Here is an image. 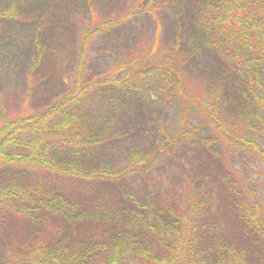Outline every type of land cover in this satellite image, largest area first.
Masks as SVG:
<instances>
[{"label": "trees", "instance_id": "1", "mask_svg": "<svg viewBox=\"0 0 264 264\" xmlns=\"http://www.w3.org/2000/svg\"><path fill=\"white\" fill-rule=\"evenodd\" d=\"M76 7L93 12L77 0L0 8V50L31 31L32 70L57 68L52 45L65 29L74 71L45 106L0 114V228L11 239L2 238L0 264H264V200L237 189L217 149L246 148L264 165V151L247 137L264 132V0H130L117 16L81 28L70 17ZM137 17L155 25L148 48L88 74L94 38H125ZM188 75L200 77L199 99L182 90ZM154 78L179 94L170 133L146 111ZM190 116L218 135L199 136ZM131 137L135 146L122 150ZM189 144L211 167L201 163L178 199L130 183L169 147ZM224 222L227 232L218 231Z\"/></svg>", "mask_w": 264, "mask_h": 264}, {"label": "rangeland", "instance_id": "2", "mask_svg": "<svg viewBox=\"0 0 264 264\" xmlns=\"http://www.w3.org/2000/svg\"><path fill=\"white\" fill-rule=\"evenodd\" d=\"M8 1L0 0V8ZM77 1L80 5L84 4L87 6L88 4L89 6L90 4L93 11L91 12L89 7L88 9L87 7L83 9L76 7L75 11L70 14L77 28H81L92 23L102 22L110 16H117L122 12L124 5L130 0H125L121 7L117 4L118 0H115L117 3L109 0ZM154 27V23L149 24L146 18L137 17V19L134 18L132 20V24L129 27L130 33L127 34L126 32L127 36L124 33L125 38L119 37L121 39L113 41L110 45H105L104 41L108 40V38L104 34L103 37L102 34L101 36L98 35L94 38L88 49V67L86 68V72L93 77L101 76L109 72L116 65L130 60L138 51L146 50L152 41ZM61 30L64 32L61 34L62 36L56 42H52V47L56 48L54 49L56 52L53 53L61 54L57 68L54 66L57 63L44 62L32 70L31 31L27 33L20 30V34L14 36L13 40L0 50V114L6 111L15 116L22 107H26L30 112H33L56 99L57 95L61 94L72 83L74 71L73 68L69 67L70 59L68 57L70 56L69 49L73 47V44L70 42L71 34L65 31V29ZM162 34H160L161 44L162 42L164 43L165 38ZM156 80L157 85H154ZM184 80L182 90L187 96L190 95V98L197 96L199 99L201 96L200 77L188 75L187 79L184 76ZM151 84L149 86H152V93L150 92L152 95L149 105H152L148 106L146 111H155V115H158L160 119L165 121L167 131L169 130L170 133L174 131L173 124L180 106L179 94H174L175 91L166 87L164 82L157 78L151 80ZM189 121L194 127L202 125H199V119L196 116H190ZM202 126H200L201 129L197 128L198 131L196 130L199 136L218 135L214 127L208 125ZM120 128V131L124 132V128L121 126ZM132 131H134V128ZM247 137L254 139L257 146L264 151L263 131L249 132ZM191 145L189 144L187 147L179 145L169 147L156 160L149 175L143 177L141 175L135 176L130 183L135 188L145 187L150 191H159L170 198L178 199L184 190L186 178L192 177L201 163V168L205 170H207L206 166L211 167L207 163L209 160L205 158V154L198 153L197 156V151ZM128 146L129 148L135 146L133 137L124 143L122 150H126ZM217 149L224 157L222 159L223 162L220 161V163L222 165H229L233 170L237 189L242 191L246 196H248L249 191H253L264 200V165L259 161L258 156L246 148L230 147L225 143L218 145ZM214 165L216 166L215 162ZM144 177H146L145 181ZM249 198L251 197L249 196ZM214 209L215 206H213L212 211L216 213L217 211ZM221 209L223 208L221 207ZM220 230L227 232L225 222L218 227V231ZM2 238L11 240L10 233L2 234L0 228V263H3L5 257Z\"/></svg>", "mask_w": 264, "mask_h": 264}]
</instances>
